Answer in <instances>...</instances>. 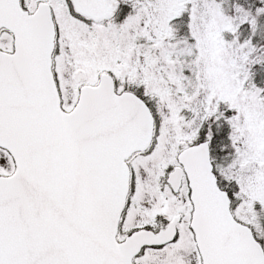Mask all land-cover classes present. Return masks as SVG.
<instances>
[{"label":"snow or ice","instance_id":"1","mask_svg":"<svg viewBox=\"0 0 264 264\" xmlns=\"http://www.w3.org/2000/svg\"><path fill=\"white\" fill-rule=\"evenodd\" d=\"M0 264H264V0H0Z\"/></svg>","mask_w":264,"mask_h":264}]
</instances>
